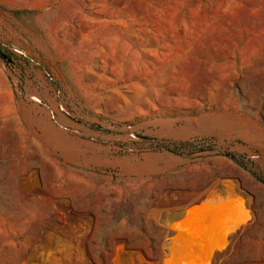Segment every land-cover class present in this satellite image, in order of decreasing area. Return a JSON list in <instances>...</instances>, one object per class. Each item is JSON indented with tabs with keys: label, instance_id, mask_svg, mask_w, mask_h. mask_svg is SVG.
<instances>
[{
	"label": "rangeland",
	"instance_id": "obj_1",
	"mask_svg": "<svg viewBox=\"0 0 264 264\" xmlns=\"http://www.w3.org/2000/svg\"><path fill=\"white\" fill-rule=\"evenodd\" d=\"M0 51V264H264V0H0Z\"/></svg>",
	"mask_w": 264,
	"mask_h": 264
},
{
	"label": "water",
	"instance_id": "obj_2",
	"mask_svg": "<svg viewBox=\"0 0 264 264\" xmlns=\"http://www.w3.org/2000/svg\"><path fill=\"white\" fill-rule=\"evenodd\" d=\"M1 54V51H0ZM213 203H217L215 201L212 202L209 201L207 199V196L205 198H203L202 200L190 205L187 210H186V216L183 219L184 223H186V220H190L194 214L199 213V212H204L208 209L211 208V205H213ZM181 223H178L177 227L173 228V234L170 236V238L168 239L167 245H166V255L163 258V263L164 264H179L180 260L179 258H176V252H178V249L180 246H178V244H175L174 241H176V237L175 235H179V233H181V231H183L182 227H181ZM177 242V241H176ZM182 262V260H181ZM181 264V263H180ZM202 264H207L205 261L202 262Z\"/></svg>",
	"mask_w": 264,
	"mask_h": 264
},
{
	"label": "trees",
	"instance_id": "obj_3",
	"mask_svg": "<svg viewBox=\"0 0 264 264\" xmlns=\"http://www.w3.org/2000/svg\"><path fill=\"white\" fill-rule=\"evenodd\" d=\"M1 56L3 57V58H5V59H9V57H6L5 55H3V54H1ZM10 60V59H9ZM183 144H186L185 142L183 143ZM163 149H166V150H168V151H170V152H174V153H177L178 151H177V147H173L172 145H169V144H161L160 145ZM231 158H233L234 160H236L233 156L231 157ZM236 162H238V161H236ZM238 164H240V163H238ZM240 166L241 167H243L244 169H246L245 167H244V165H241L240 164ZM251 172V171H250ZM251 174L259 181V182H261L262 184H263V186H264V176L263 177H261L259 174H257V173H255V172H251Z\"/></svg>",
	"mask_w": 264,
	"mask_h": 264
}]
</instances>
